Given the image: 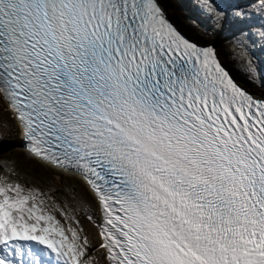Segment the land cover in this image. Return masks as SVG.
<instances>
[{
    "label": "snow or ice",
    "instance_id": "obj_1",
    "mask_svg": "<svg viewBox=\"0 0 264 264\" xmlns=\"http://www.w3.org/2000/svg\"><path fill=\"white\" fill-rule=\"evenodd\" d=\"M231 16L254 73L264 0ZM0 98L33 155L84 177L107 264H264V97L160 0H0ZM18 175L0 173V264H94L79 221Z\"/></svg>",
    "mask_w": 264,
    "mask_h": 264
},
{
    "label": "rangeland",
    "instance_id": "obj_2",
    "mask_svg": "<svg viewBox=\"0 0 264 264\" xmlns=\"http://www.w3.org/2000/svg\"><path fill=\"white\" fill-rule=\"evenodd\" d=\"M169 1V2H168ZM172 0H164L165 9L168 16H170L173 21L184 31H186L181 21L178 18L177 11L184 12L191 19L190 22L195 24L198 20L195 17H199L202 22L208 23L210 26H215V21L213 18L205 12L201 7H199V0H181L180 8L173 7L170 2ZM173 3V1H172ZM216 3V0H215ZM217 4V3H216ZM217 5L220 9L228 13L227 19L224 22L225 28L227 26H233L234 22L236 23L235 18L231 16V10L229 8H224L220 3ZM238 23H240L238 21ZM185 24V23H184ZM245 24V23H243ZM241 25V24H239ZM242 28V27H241ZM243 29V28H242ZM196 41L203 43L199 39L195 38ZM214 45L216 51L219 53V59L225 65L222 48L218 41H211ZM257 45L252 51L253 56L257 62V67L260 71L264 73V47L261 46V42L257 41ZM232 76L237 79L241 84L247 87L250 91L264 95V90L253 87L252 84H247L243 80H240L239 77L230 69ZM0 159L9 160L18 163L19 165L27 168L29 172H34L45 176L49 182V190H54L56 188L61 189L64 187L67 196L65 197L68 204L69 213H72L70 216L74 217V220L79 221V226L83 229L82 235L89 238V251L91 257L95 259V262L98 264H106L102 253L99 248V239L96 234L95 223L93 220H89V215H93L96 219V203L92 198L90 192L85 188L82 182L75 176L69 173H62L46 164H42L23 152L20 147V137L18 134V126L12 115L5 107L4 103L0 99ZM58 219H61L58 215ZM62 222V221H61Z\"/></svg>",
    "mask_w": 264,
    "mask_h": 264
},
{
    "label": "trees",
    "instance_id": "obj_3",
    "mask_svg": "<svg viewBox=\"0 0 264 264\" xmlns=\"http://www.w3.org/2000/svg\"><path fill=\"white\" fill-rule=\"evenodd\" d=\"M172 1L170 2V4L173 7L180 8L181 0H172ZM250 2L251 0H216L217 5H219L218 3H220L222 7L224 8L227 7L230 10L236 6H241V7L246 6ZM177 15L179 20L181 21L180 23H182L183 28L192 37L197 38L202 42L209 43L211 41H218L220 43L225 66L227 68H230L239 77L240 80H243L249 85L252 84L254 88L258 87L264 90V85H262L261 83V81L264 80V73L260 71L257 66L254 73H249L246 69L242 68L236 61H234L230 56L231 41L235 36L239 34L242 28L243 29L247 28L248 25L246 23L245 24L241 22L238 23V21L235 19L236 23L234 22L232 27L227 26V28H225V26L223 25L222 28H216L215 26H210L206 22H202L199 17H195L198 20V22L192 24L190 22L191 19L188 17V15L179 10L177 11ZM252 23H260V21L258 19H255L252 21ZM0 162H4L3 168H0V173H3L4 168L7 169L15 168V170L19 173V175L12 177V179L18 180L26 187H32V186L39 187L43 191H45V193L48 195H51L52 192H54L57 202L60 204L61 208H63L66 212L70 211L65 199V197L67 196V192L64 187H61V189L56 188L52 190V192H49L48 191L49 182L47 181L45 176L34 173L32 171L29 172L27 168L13 161L0 159ZM69 214L71 215L72 213ZM60 218L62 223H64L63 218L62 217ZM76 221L77 220L75 221L72 220L69 222L72 223L73 227H77ZM88 251H89V247H88ZM87 255L90 254L87 253ZM94 264H98L97 262H95V259H94Z\"/></svg>",
    "mask_w": 264,
    "mask_h": 264
},
{
    "label": "bare ground",
    "instance_id": "obj_4",
    "mask_svg": "<svg viewBox=\"0 0 264 264\" xmlns=\"http://www.w3.org/2000/svg\"><path fill=\"white\" fill-rule=\"evenodd\" d=\"M160 4H161V6L164 8V10L166 11V9H165V2H164V0H160ZM166 13H167V11H166ZM168 15V14H167ZM254 93V92H253ZM255 94H258V95H261V94H259V93H256L255 92Z\"/></svg>",
    "mask_w": 264,
    "mask_h": 264
}]
</instances>
